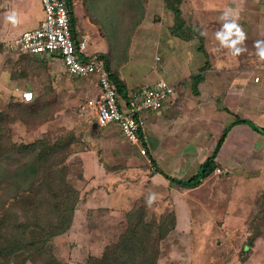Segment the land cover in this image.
I'll use <instances>...</instances> for the list:
<instances>
[{"label":"rangeland","instance_id":"374dc122","mask_svg":"<svg viewBox=\"0 0 264 264\" xmlns=\"http://www.w3.org/2000/svg\"><path fill=\"white\" fill-rule=\"evenodd\" d=\"M118 1L116 10H112L109 0L98 3L97 0H73V10L77 18L76 27L78 22H83L93 29L87 33L88 52L104 53L109 57L112 68H121L129 83L127 95L133 88L150 85L155 64L160 66L163 63L171 70L189 71V79L193 72L200 70L205 74L217 73L216 80L220 82H227L230 73L242 83L245 73H250L253 83H258L256 76L259 81L264 78V60L257 55L256 47L258 41L264 42V0H184L180 4L183 17L196 27L192 31L195 37L188 40L172 31L174 13L167 9L164 0H142L144 18L139 24L136 20L140 13L135 6L139 0ZM35 5L44 13L41 0H0V40L3 41L0 49V109L5 108L13 96L22 102V91L39 85L37 76L11 77L16 63L22 59L21 53L9 51L6 46L9 39L33 27V23L26 21L23 15L28 10L37 19L39 12ZM13 14L16 22L9 19ZM233 21L246 35L242 43H236L240 38L235 30L229 31ZM203 33L204 37L198 35ZM233 44L243 51L234 54ZM40 58L52 71L51 83L55 93L44 104L50 118L32 130H28L21 121L11 124V129L12 138L17 142L33 141L45 131L52 132L53 136L66 129L74 131L75 141L70 144L65 164L67 181L79 190L80 198L69 229L49 241V250L61 263L86 264L90 256H100L125 229L127 211L137 207L143 210L147 221L158 220L165 212L175 218L173 222L169 221L172 228L164 236L154 237L157 235L154 234L151 240L142 238L158 246L157 264H264V137L253 136L244 142L242 134H233L224 150L232 162L218 158L221 170L218 171L217 167L197 189L186 192L183 187L172 184L164 205L161 198L169 192L163 182L152 178L153 165L146 150H140L146 155L143 164L131 156L116 158L104 149V143L100 142V148L97 147L99 127L85 141L76 143L79 131L76 134L75 122L81 120L78 104L85 96L79 93L80 80L68 76L64 62L59 58ZM186 59L188 63L184 62ZM179 61L185 66L179 67ZM185 82L181 80L174 84L176 96L180 90L182 92ZM233 98V94L226 99L221 97L219 106L229 103V107L234 108ZM258 116L256 112V123L253 124L262 127L259 124L264 125L263 117ZM234 117L232 112H221L219 124H226ZM212 124L213 127L216 125L215 122ZM94 134L96 137H90ZM191 136L190 131L188 137ZM213 136L217 138L216 133ZM172 139L174 143L170 147L178 150V140L175 136ZM209 140L211 136H205L201 145L212 151L215 146L210 147L213 142ZM95 163L98 175L91 172ZM202 169L203 166L196 162L193 173L185 178L197 175ZM14 186L9 176L0 179V201L9 196ZM180 191L186 194L181 196ZM152 194L156 197L149 204L147 198ZM44 263L38 258L26 261V264Z\"/></svg>","mask_w":264,"mask_h":264},{"label":"trees","instance_id":"16d2710c","mask_svg":"<svg viewBox=\"0 0 264 264\" xmlns=\"http://www.w3.org/2000/svg\"><path fill=\"white\" fill-rule=\"evenodd\" d=\"M98 1L100 0H97V3ZM109 1L111 9L116 10L119 1ZM164 1L167 9L174 13V34L184 40L195 37L192 31L196 27L188 24L182 14L180 4L184 0ZM66 2L72 27H75L77 18L74 15L73 0ZM143 4V1L139 0L135 5L140 13L136 24L144 18ZM198 35L204 37V33ZM2 46L3 41L0 40V49ZM203 52L207 54L206 50ZM41 56L21 53L22 61L16 63L17 67L12 64L16 68L12 70V78L38 77L39 85L31 89L34 98L21 102L13 96L8 105L0 109V179L7 175L12 183H15L9 196L0 201V264H26L28 258H38L44 261V264H66L61 263L49 250V241L53 236L69 229L80 198L79 190L67 181L65 164L70 144L75 141L73 130L66 129L54 136L52 132L45 131L29 142H17L12 138L11 124L14 122H24L28 130H32L50 118V112L45 110L44 104L51 100L55 89L51 83L52 71L47 68L48 65ZM100 56L105 60L110 76L117 85L118 94L127 99L126 82L120 78L116 69L112 68L109 57L104 53ZM236 122L250 123L248 119L240 117ZM253 125L264 133V127ZM140 135L144 143L142 131ZM225 136L226 129L212 154L204 160L203 169L197 175L186 179L169 175L157 165L154 158L150 159L154 169L163 173L173 185L194 188L218 167L216 158ZM143 213L141 208L129 209L127 225L117 240L108 244L100 256H90L86 264H157L158 246H153L142 238L151 240L154 234H157L154 237L164 236L172 228L169 221L173 222L175 218L171 213L165 212L158 220L147 221Z\"/></svg>","mask_w":264,"mask_h":264},{"label":"crops","instance_id":"0c3cea01","mask_svg":"<svg viewBox=\"0 0 264 264\" xmlns=\"http://www.w3.org/2000/svg\"><path fill=\"white\" fill-rule=\"evenodd\" d=\"M35 9H37V11L39 12V15H37V19L35 17H32V13H28V10H26L23 15L24 17L26 16V21H30L31 24L33 23L32 28L38 26L44 16L42 9H38L37 6ZM78 25L79 28L77 29ZM78 25L77 27H73L74 32H76V38L88 37L87 33L89 31H93L92 27L89 26V24L87 25L86 23L78 22ZM19 35L21 34L19 33L14 38L18 37ZM10 40L12 39H9V41ZM158 45L159 44H157L156 46L158 47ZM184 62L188 63L187 59ZM185 63L183 65L181 64V61H179L178 66L184 67ZM155 65L156 66L153 68L152 74L153 78L149 80L150 85H153L159 80H166L172 84L179 83L181 80L187 81L185 82V84H183L182 92L180 90V93H178L177 96L174 95L170 97L164 103V106L161 109L148 110L143 112V115L146 118V124L142 131L144 143H141L140 145L131 143L123 135L116 123H109L108 125L101 128L100 132L98 133L99 138L96 137L95 134L90 136L92 138H97L98 148H100V142L104 143L106 145L104 149H106V151L109 150L116 156V158L126 159L127 157L131 156V158L134 157L136 159V162H140L141 164H143L146 155L142 154L140 150L142 149V147H144L147 152V156L149 158H154L157 165L163 171L173 177L186 179V175L193 173L194 167H196V162L199 165H202L204 159H206L213 152V150L211 151L208 146L204 148L203 145H201V143L204 142L205 136H211V140L209 141L213 142V146L211 145L210 147L214 148V146L216 147L219 139L222 137L225 129L228 128L223 145L221 146L216 158H224L227 162H229L230 159H228L227 155L224 154V150L226 149V143L230 140V137L233 134H242V141L244 142L249 141L250 137L253 136L264 137V133L255 129L252 126L253 124H251V122L256 123V112L259 115L258 117H263L262 120H264V78L258 81V83H253L250 73H245V77H243L244 81L242 83V81H236L235 74L230 73V75L226 79L227 82H220L219 79L218 81L216 80L217 73L205 74L204 70H200V72H193L194 75H192V78L189 79V71L187 70H183V72L179 71V69L173 70L172 68L171 70L167 68L166 63H163L160 66L158 64ZM117 67L118 68L116 69V71L118 72L120 78H123V80L126 82V86L129 87L127 79L125 80L124 78L125 75L123 71H121V68L119 66ZM67 74L68 76L73 77L68 72ZM208 74L210 75L206 76ZM77 79L80 80V83H78V86L80 88L79 93L85 94L83 100L79 102L78 106H80L88 98L96 97L101 93V88L96 77H79ZM251 84H253L252 88ZM133 89L134 90H132L130 95H127V99L124 98L122 94H119V102L122 106H124L131 99L130 97L133 91L139 88ZM230 94L234 95L233 99L235 102V107H229V103L224 106H219V99L221 97H223V99H226ZM224 111L232 112L235 117L232 121L229 120L226 124H219L218 117L220 116L221 112ZM238 117L248 119L250 123L236 122ZM213 122H215V124L219 128H217L216 125L213 127ZM259 125H261L262 127L264 126L262 124ZM74 128L76 134L79 131L76 136V143L80 140L85 141L88 135L98 131L97 123L93 118L81 119L79 122L76 121ZM190 131L192 132V136L189 138L188 132ZM215 133L217 135V138H214L215 136H213L215 135ZM174 136L180 144L178 146V150H173V148L170 147L171 143H174L172 139V137ZM231 148L234 150L235 146H231ZM96 161L98 162L97 158ZM152 165L154 170L152 178H158L161 182H163L165 185V189L169 192L161 198L164 201L163 204L166 205V199H168L167 195H170L172 182L163 173L154 169L153 161ZM91 172H95V174L97 175L99 174L96 163L93 171L91 167ZM203 180L201 184L203 183ZM197 188H199V185L194 187V189ZM184 189V191H186L193 188ZM184 191H180L181 196L183 194H186ZM161 196L162 195H160V197Z\"/></svg>","mask_w":264,"mask_h":264},{"label":"built area","instance_id":"2783aa9c","mask_svg":"<svg viewBox=\"0 0 264 264\" xmlns=\"http://www.w3.org/2000/svg\"><path fill=\"white\" fill-rule=\"evenodd\" d=\"M41 3L44 16L40 24L24 30L21 35L8 41L7 49L14 53L60 58L71 76L96 77L101 93L83 102L79 106L78 116L81 119L93 118L99 128L116 123L131 143L140 145V133L145 124L143 112L161 109L176 94L177 87L166 80H159L139 89L122 106L117 85L110 76L105 60L99 53L88 52L87 37H75L66 0H41ZM259 79L258 76L255 77L256 81ZM33 98V90L22 91V101ZM141 151L145 152L144 147ZM217 170L221 169L218 167Z\"/></svg>","mask_w":264,"mask_h":264},{"label":"clouds","instance_id":"9594fccd","mask_svg":"<svg viewBox=\"0 0 264 264\" xmlns=\"http://www.w3.org/2000/svg\"><path fill=\"white\" fill-rule=\"evenodd\" d=\"M9 19H12L14 22H16L15 14L9 17ZM234 30H235L236 35H238L240 38L236 43H242L246 39V35L243 32V30L239 28V26L235 23V21H233V23L229 27L230 32H234ZM256 47H257V55L259 56L261 60H264V42L258 41ZM231 49L233 53L236 55H238L241 51H243V49L237 48L236 44H233L231 46ZM154 199H155V195L152 194L147 198V202L150 204Z\"/></svg>","mask_w":264,"mask_h":264}]
</instances>
